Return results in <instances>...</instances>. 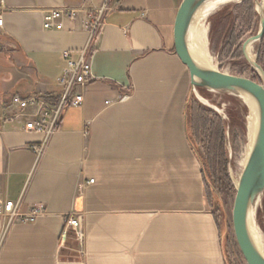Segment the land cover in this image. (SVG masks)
Here are the masks:
<instances>
[{"label":"crops","instance_id":"1","mask_svg":"<svg viewBox=\"0 0 264 264\" xmlns=\"http://www.w3.org/2000/svg\"><path fill=\"white\" fill-rule=\"evenodd\" d=\"M183 1L0 0V37L13 47L0 56V118L16 114L15 95L58 98L63 53L77 59L89 42L82 12L57 29L43 27L44 12L109 4L84 101L63 111L43 151L22 120L2 124L0 197L42 211L7 228L0 217V264H228L185 123L191 78L174 36ZM69 217L84 239L65 261Z\"/></svg>","mask_w":264,"mask_h":264},{"label":"rangeland","instance_id":"2","mask_svg":"<svg viewBox=\"0 0 264 264\" xmlns=\"http://www.w3.org/2000/svg\"><path fill=\"white\" fill-rule=\"evenodd\" d=\"M223 8H227L231 13L232 29L235 31L236 37H238L237 42L241 45V57L235 58L233 54L235 51L233 53L232 51H228V49L224 53L221 51V46L216 42L218 36L215 35L218 30L216 24L217 18L211 15L207 20L208 55L210 59L216 68L222 72L250 78L258 83H262L264 80L263 75L249 64L243 54L244 42L255 36L260 30V13L256 0H254L253 4V10L256 15H251L247 11L246 5L243 4L242 0L232 2ZM7 43L0 37V56H13L11 53L13 52V47L10 46L9 42ZM261 44V40L255 42V49L252 55L253 58L255 57L254 60L261 57L264 72V48ZM235 95L237 94L214 92L207 89L202 90L198 87L192 89V102L196 104V107L209 113L211 120H214L213 116L215 114L216 117L223 121L225 128L222 136L210 137V134H205L202 131L198 139H196L193 132L191 133V137L198 152L197 155L204 162L206 161L207 148L210 143L216 145L222 142L223 144V154L219 152L218 147L214 150V169L212 170L211 166L205 165L208 182L215 188L214 194L216 197L211 202L207 201V208L216 217L220 225L228 264H247L235 239L232 218L237 181H239L244 168L243 164L246 156L248 131L247 114L242 105L236 101ZM191 121L192 118L189 115V122ZM232 123L235 125L234 134L231 132ZM189 126L191 127V124ZM212 138L217 139V141L213 142ZM254 225L264 243V195L261 205L255 210ZM78 244L76 235L71 230L67 248L63 254V260H74V255L77 254Z\"/></svg>","mask_w":264,"mask_h":264},{"label":"built area","instance_id":"3","mask_svg":"<svg viewBox=\"0 0 264 264\" xmlns=\"http://www.w3.org/2000/svg\"><path fill=\"white\" fill-rule=\"evenodd\" d=\"M3 2H1V5ZM109 10L108 2L96 10H81L75 7H57L46 10L43 14V27L57 29L63 27L64 20L76 21L82 12V26L89 34V42L85 48L78 51V58L72 59L71 52L65 51L64 58L67 66L57 82L62 91L58 98L53 100L45 95L33 94L28 97L15 95L11 99V106L16 109V114L0 118V130L3 122L22 120L24 129L36 132L43 136L39 144L32 146L35 153L40 154L46 143L57 131L63 111L69 107L81 106L84 97L82 90L92 80V67L89 58L96 48L98 37L104 25V17ZM3 25V11L0 8V27ZM94 182L90 180L89 183ZM40 207H33L29 214L22 211L21 202L5 200L0 197V217L6 220V228L17 221H33L41 213ZM66 227L73 230L76 239L82 242L84 232L80 225L79 217H69Z\"/></svg>","mask_w":264,"mask_h":264},{"label":"water","instance_id":"4","mask_svg":"<svg viewBox=\"0 0 264 264\" xmlns=\"http://www.w3.org/2000/svg\"><path fill=\"white\" fill-rule=\"evenodd\" d=\"M207 0H184L175 22V51L189 70L192 89L202 87L209 91L247 93L255 100L259 111V126L253 149L245 163L237 183L233 207V230L238 247L247 264H264V252L255 245L248 224L249 210L257 209L264 195V80L258 83L250 78L232 75L219 69L206 68L191 55L188 46L189 29L193 15ZM258 5V0H256ZM260 30L243 44V54L249 64L264 77L262 67L256 60H249L246 47L250 42L260 41L264 36V8L260 12Z\"/></svg>","mask_w":264,"mask_h":264},{"label":"bare ground","instance_id":"5","mask_svg":"<svg viewBox=\"0 0 264 264\" xmlns=\"http://www.w3.org/2000/svg\"><path fill=\"white\" fill-rule=\"evenodd\" d=\"M236 1L239 0H207L203 5H201L197 9L195 14L193 15L189 29L188 46L193 58L199 64H201L206 68L216 69V66L214 65V63L212 62V60L208 55L207 20L211 15H214L215 13L223 9V7ZM257 7L258 10L261 12L262 8H264V0L261 1L258 0ZM254 49H255V41L250 42L246 47V56L251 61L255 59V57L253 58L252 55ZM193 89H196V87H194ZM235 96H236L235 97L236 101H238L242 105L243 109L247 114L246 116L247 117L246 121L248 122L247 146H246L245 162L243 164L245 166V163L247 162V159L253 149V146L257 138V132L259 126V111L255 100L249 94L240 93L239 95H235ZM262 198L263 195L259 199L257 207L261 205ZM254 217H255V207H252L249 210V217H248L249 229L255 245L260 251L264 252V243L255 229Z\"/></svg>","mask_w":264,"mask_h":264},{"label":"trees","instance_id":"6","mask_svg":"<svg viewBox=\"0 0 264 264\" xmlns=\"http://www.w3.org/2000/svg\"><path fill=\"white\" fill-rule=\"evenodd\" d=\"M243 4L246 5L247 11L250 12L251 15H256L253 10V4L254 0H242ZM226 9V10H225ZM213 16H215L216 24H217V32L215 35L218 36L217 41L218 45L221 46V51L224 53L227 49L228 51H232V53L235 51L234 57H241V45L239 42H237L238 37H236L235 31L233 28V23L231 21V13L228 11L227 8H223L217 13H215ZM261 45L264 48V36L261 39ZM256 62L262 67V59L259 57ZM200 89H205L202 87H198ZM208 112V111H207ZM210 113H213L212 111H209ZM189 115L190 118H192V121L189 122ZM214 120L210 119L209 113L204 112L200 108L196 107V104L192 102L191 94L189 96V99L187 101V105L185 108V123L187 128V134L189 139V144L191 146V149L195 156L198 158L199 162H201V174L203 177V183L205 188V194L207 201L211 202L213 199H216L215 197V188L208 182L207 174L205 170V165L211 166L212 170L214 169V162H215V152L214 150L219 148V152L223 154V144L217 143L212 144L210 143L207 148V154H206V161L204 162L198 155L197 150L195 148V145L193 143L191 133L193 132L196 139L199 138L200 132L204 131L206 134H210L211 136H217V135H223L224 133V123L220 120V118L216 117L215 114L213 116ZM191 124V127L189 126ZM235 125L232 123L231 125V132L234 134L235 132ZM190 127V128H189ZM220 136V137H221ZM213 142H216L217 139L212 138Z\"/></svg>","mask_w":264,"mask_h":264}]
</instances>
